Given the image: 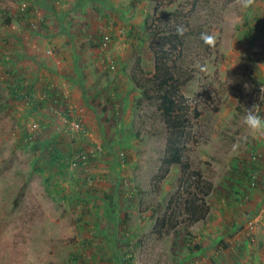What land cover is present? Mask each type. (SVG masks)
Wrapping results in <instances>:
<instances>
[{
	"label": "rangeland",
	"instance_id": "1",
	"mask_svg": "<svg viewBox=\"0 0 264 264\" xmlns=\"http://www.w3.org/2000/svg\"><path fill=\"white\" fill-rule=\"evenodd\" d=\"M77 1L73 6V0H0V264H127L126 253L133 264H172L176 241L179 249L189 241L192 246L208 242V233L201 237L199 231L209 229L207 221L216 229L218 221L226 219L225 208L234 199L228 186L244 178L245 163L254 162L258 167L254 181L243 179V201L229 214L241 222L232 233L219 228L215 241L216 235H224L226 244L241 242L234 256L226 254L230 260L225 264H264V135L252 133L243 122L255 105L264 113V0H215L212 46L197 65L200 70L204 64V69L182 91L202 113L193 128L198 143L190 146V155L209 163L213 172L211 215L191 227L181 226L161 242H153L145 230L134 237L130 233V245L121 242L123 224L130 227L139 217L150 218L152 210L145 208L157 203L161 194L170 200L181 170L171 169L162 193H148L160 168L163 137H151L146 130L162 124L155 103L147 101L131 80L139 50L125 51L130 42L136 49L137 36L129 43L124 38L116 41L133 28L145 40L142 66L147 72L152 69L148 49L152 37L141 23L145 16L139 18L138 7L130 5L141 1L83 0L78 17L82 23L73 16L74 9L81 10ZM167 4L161 0L156 19L173 10L165 9ZM27 6L32 11L21 15ZM131 7L136 15L121 18ZM141 9L151 15L155 10L150 0H144ZM8 18L13 19L11 25L5 22ZM77 25L89 37L82 56L73 52ZM251 28L255 29L248 34ZM105 32L115 37L110 47L118 64L115 71H109L101 57L99 42ZM247 54L259 59L251 70L243 62ZM77 61L88 84L80 87V98L73 96ZM45 78H52L53 84ZM25 94H32L33 101L21 99ZM240 100L243 113L237 115ZM37 101L41 104L35 107ZM75 120L87 128V138L71 127ZM137 131L143 136L140 142ZM78 151L89 156L86 171L69 165ZM92 176L96 181L90 180ZM136 187L145 192L142 206L132 199ZM141 222L148 229L156 223ZM200 257L197 264H204L207 258Z\"/></svg>",
	"mask_w": 264,
	"mask_h": 264
},
{
	"label": "trees",
	"instance_id": "2",
	"mask_svg": "<svg viewBox=\"0 0 264 264\" xmlns=\"http://www.w3.org/2000/svg\"><path fill=\"white\" fill-rule=\"evenodd\" d=\"M160 2L161 0H150L155 10L152 15L146 12L143 14L145 16L143 27L148 36L152 37L148 49L152 55L154 70L152 73L145 71L142 66V57L139 56L131 73V80L135 87L142 92L143 97L147 101L155 103V115L162 124V128L153 125L150 130H146L149 136L163 137V147L161 148V157L159 158L160 168L158 173L153 176L152 188L148 193H162V183L171 172V169L179 166L181 170L178 187L170 200H168L169 202L167 199H163L161 194V199L157 203L149 204L145 208V211L152 210L156 219L151 233V240L153 242L163 241L175 233L181 226L191 227L205 221L211 215L210 198L215 189L214 175L212 170H210L209 163L201 160L197 162L190 155V146L198 143L197 136L193 133V128L196 121L201 118L202 113L198 107L193 108L190 105L189 99L185 97L182 91L196 79L199 71L201 72L204 69V64L199 68L200 70H198L197 65L198 62L207 56L211 49L213 40L212 20L218 14V9L214 6L215 0H168L169 4H167L168 6L165 9H171L173 6V10H167L166 14L156 19ZM32 9V7L28 8L27 6L26 9H23L21 15H27ZM5 22L7 25H11L13 19L8 18ZM163 24L165 28H163ZM138 28H141V26H138ZM254 29L251 28L248 34H251ZM105 34L107 33L105 32L101 36L99 49ZM136 36L139 41L137 48L139 50L144 49L145 40L138 34H134L133 28L126 31V42L134 40ZM111 39V44H113V38ZM131 43H129V46L131 48L135 47ZM101 57L103 60V54H101ZM245 60L243 62L248 70H251L259 62L258 58L250 54H247ZM114 61L117 67V61L115 59ZM108 69L111 71L110 68ZM21 99L33 101L34 98H32V94H25ZM241 102L242 100H240L239 106L236 108L237 115L243 113L240 106L242 105ZM40 104V101L34 103L35 107ZM138 105H140L139 102ZM136 115L140 118L139 112H136ZM79 134L82 138L88 137L83 133ZM140 136V132L137 131L135 137ZM80 155H84L85 159L78 161L77 167L86 171L88 170L89 156L85 152H75L69 165L73 166V162L79 160ZM247 164L249 163H245L246 171L243 177H248L249 182L253 183L254 172L258 170L257 163ZM243 179L241 176L239 182H232L228 186L230 188V195L234 198L233 201L228 202L229 208H237L243 201L244 190L240 187ZM90 180H95V178L92 176ZM87 183L88 180L86 181ZM138 188H135L137 193H134L132 199L137 198L139 205L142 206L145 203V192ZM127 214L126 218L128 219L130 214ZM139 232H137L138 235ZM130 233L134 237V233L136 232L129 229L128 226L126 227V224H123L119 234L123 238H131L132 241ZM187 245L188 252L193 253L200 249L198 246H192L190 241L187 242ZM173 248V259H175L177 257V253L175 252L177 245L175 244ZM129 257L128 253L123 254V261L127 264H133V258L130 259Z\"/></svg>",
	"mask_w": 264,
	"mask_h": 264
},
{
	"label": "crops",
	"instance_id": "3",
	"mask_svg": "<svg viewBox=\"0 0 264 264\" xmlns=\"http://www.w3.org/2000/svg\"><path fill=\"white\" fill-rule=\"evenodd\" d=\"M75 1H77V0H73V6L75 4ZM116 1L119 2V0H116ZM139 1H141V3L137 4L136 1H135L134 3H132L130 5H133L135 8L138 7V14H139V18H140V16H143L145 10L141 9L142 8V5H144V0H139ZM76 3H77L76 4L77 7H80L81 10L74 9L73 10V16L77 15V17H75L77 19H75V20L77 21V23H82L81 20L78 17L83 12V7H82L83 5L82 4L84 2H83V0H79ZM122 5H126V4L124 3ZM134 7H131L133 10L131 9L128 12L125 11V10H123L120 17L122 18V14H124L126 16H124L123 18H126L127 19V15L128 14L129 15H132V14L135 13V15H136V10H135ZM134 10H135V12H134ZM115 20H117L119 22V19L118 18L115 19ZM141 23H143V20H142ZM84 24H85V22H84ZM77 26H78L77 27V30L78 31H74L73 30V52L75 53V55H78V56L81 55L82 56L83 54L81 53V51H85L84 52V54H85L87 52V50H88V45L85 44V43H87L86 41L89 39V37H88V34L86 32H82V30L80 28V25H77ZM103 27H106V24ZM113 33H114V36L117 35V33L114 30H113ZM125 33H123L122 37L119 38L116 41L119 42V41H121L122 38H124L123 41L126 42L127 39L125 37ZM114 36H113V38H115ZM49 38H50V41L52 42L53 41V35L51 34L49 36ZM136 50H139V49L136 47L135 51H131V48H129L127 51H125V54L127 52L130 53V54H135V53H137ZM141 52L142 51L139 50V52H138L139 56L142 54ZM85 64L87 65V62H85ZM73 69H74V71H73V96H75L77 98H80L81 97L80 95L83 94L81 92L80 87L81 88H84L85 86H88V84L86 83V79L83 78V71H84V69L82 68V65H81V63L79 61L74 62ZM153 70H154V66H152V69L148 70V72L152 73ZM86 71H87V69H86ZM51 77H53V75H51ZM57 80L59 81V83H61L59 78ZM45 81H49L51 84H53L52 78H49V79L45 78ZM63 85L64 84H61V86H63ZM45 93H47V92H45ZM43 98H47V97L44 95ZM80 103L82 104V102H80ZM142 137L143 136L141 135L140 138H142ZM159 137H161V136H159ZM135 138L138 139L137 140L138 142H140L139 141V137H135ZM156 138H158V137H156ZM162 147H163V145H161V148ZM215 192H216V190H214L212 196L215 194ZM211 201L212 200L210 198V202ZM228 206H229V203L227 204V206H226L227 208H225V209H228L229 208ZM212 207L213 206L211 204V208ZM237 208H238V206H237ZM237 210H239V209L232 208V207H230L228 210H226L225 212L228 214V215L225 216L226 219L225 220L222 219V221H218L219 222L218 223L219 226L216 229L215 228H212L210 226L211 223L207 221V225H208L209 229L206 230L205 228H203L205 231H199L200 232V235L199 236L203 237V235H205V233H208L209 236L206 238L208 240V242L199 241L200 244H198V247L200 249H198V250L195 251V252H197V254L195 253V254H192L189 257H186L185 255H186V253H188L187 246L184 247V248H183V246H181V248L179 249L178 246L181 245L180 242L176 241L174 244H172V250L174 249L173 247L175 246V244L177 245V250L175 251L177 253V257L175 258L176 260L173 259L172 264H194V263L197 264L198 263V260L201 259V257H200L201 255H203L205 259L207 258V260L204 262V264H225L227 261H229L231 254L233 256L236 254V250L240 246V243L241 242H239V240H236V242H235V240H234L233 244H228V243L226 244V242H224L225 241V239H224L225 236L224 235H219V236L216 235V237H217V240L216 241H218V243L219 242L221 243V244L220 243L218 244V246H219L218 249L221 250L220 251V254L219 253L217 254V251L215 250V245L217 243L215 241V233H216V231H219V228H224L226 234L227 233H232L235 230V228L238 227V225L241 222V220H239V219L236 220L237 219L236 216H232V217L229 216V214H232V213H234ZM149 213H150L149 214L150 215V218H146L145 216H144L145 218L139 217V218H137L138 219V224L137 225L133 224V226L131 225L129 227V229L134 230V232H136L135 235L138 234L137 232L145 230V231H147V237L148 236L151 237V233H152L154 227L148 229L146 227V225H142V222H141V221H144V220H146L147 222H149L151 219L152 220L154 219V221L156 222V219H155V216H154L153 212L150 211ZM217 213H218L217 211H214L213 212V214H217ZM133 214H135V212ZM139 214L140 215L143 214L141 210L139 211ZM127 216H128V214L126 212L125 213V218ZM215 224H216V222H215ZM179 235H181L180 232H179ZM173 236H174V234L171 235L168 238H172ZM122 238H123V236H122ZM124 239L125 238H123V240L121 241L123 244H130L131 243V238L125 239V240ZM209 251H212V255L211 256L208 255L207 257H205L207 255V252H209ZM216 254H217V256H216ZM226 254H229L230 256L229 257H226ZM214 256H216V257H214ZM118 259H119V257H118ZM235 259L237 260V256H236Z\"/></svg>",
	"mask_w": 264,
	"mask_h": 264
},
{
	"label": "built area",
	"instance_id": "4",
	"mask_svg": "<svg viewBox=\"0 0 264 264\" xmlns=\"http://www.w3.org/2000/svg\"><path fill=\"white\" fill-rule=\"evenodd\" d=\"M111 43H112V39H111V35L110 34H105L104 35V40L101 42V46H100V51L103 54V62L106 64L107 68H110L111 70L115 71L116 65H115V61H114V57L111 54ZM71 127L74 128V130L78 133H83L85 136H89V132L87 130V128L79 121L76 122V120L74 122H72ZM85 159L84 155H80L79 156V160H77L76 162H73V167H77L78 165V161H83ZM261 216L257 217V219L255 220V223H258V221L261 219Z\"/></svg>",
	"mask_w": 264,
	"mask_h": 264
},
{
	"label": "clouds",
	"instance_id": "5",
	"mask_svg": "<svg viewBox=\"0 0 264 264\" xmlns=\"http://www.w3.org/2000/svg\"><path fill=\"white\" fill-rule=\"evenodd\" d=\"M243 122L252 133L264 135V113L259 111L258 105L247 110Z\"/></svg>",
	"mask_w": 264,
	"mask_h": 264
}]
</instances>
